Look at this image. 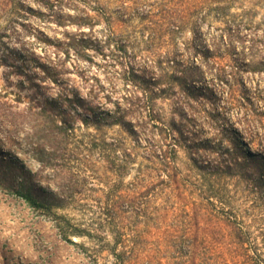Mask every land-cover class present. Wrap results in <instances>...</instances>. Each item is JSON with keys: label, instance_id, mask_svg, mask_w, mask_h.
Masks as SVG:
<instances>
[{"label": "rangeland", "instance_id": "obj_1", "mask_svg": "<svg viewBox=\"0 0 264 264\" xmlns=\"http://www.w3.org/2000/svg\"><path fill=\"white\" fill-rule=\"evenodd\" d=\"M98 1L109 11L118 35L135 42L137 65L153 66L157 57L166 55L181 61L178 69L204 90L201 105L192 114L194 126L180 135L151 124L139 128L137 123L146 120L139 114L126 116L124 122L98 115L85 120L84 114H79L68 117L74 126L64 131L49 117L33 113L29 105L36 97L55 98L70 86L78 87L77 98L57 99L47 107L66 106L71 112L85 104L111 108L126 91L117 82L111 99L103 102L108 83L98 67L101 58L97 55L92 56L87 85L76 72L85 64L73 53L64 59L63 75L58 77L61 85L49 78L40 81L42 71L37 62L50 65L55 52L35 40L36 31L50 39L59 37L61 31L53 22L35 17L36 11L48 12L43 1L19 0L21 7L12 10L8 0H0V264H189V252L194 250L199 257L205 248L215 263L234 256L239 262L251 259L264 264V197L243 188L228 190L219 198L224 207L214 200L215 206L207 205L195 218L190 208H178L181 201L201 200L189 193L198 173L188 158L186 145L192 141L221 140L230 145L229 140H242L263 155L243 169H264L261 127L252 119L246 120L237 104H228L222 87L212 78L216 65H206L200 53L224 24L212 16L201 21L198 7L203 0H180L178 4V0ZM124 4L131 15L118 24L119 13L124 17L127 12L119 9ZM135 5L137 14L130 9ZM150 5L166 9L167 18H174L171 21L180 26L175 34L161 23L146 27L149 20L157 21L163 13L154 10L157 15L140 17ZM228 10L236 23L241 21L239 26L247 38L254 37L258 49L263 50L264 0H233ZM62 12L73 13L67 6ZM105 25L103 20L95 25L97 38ZM219 49L223 50L222 44ZM216 61L222 66L228 63L227 56ZM94 79L102 88L100 96L91 100L87 91ZM241 80L248 91L264 83L256 72H243ZM161 106L168 117L167 102ZM96 117L102 119L97 121ZM173 136L180 141L171 163L180 185L188 189L180 199L162 190L160 180L167 172L152 161L153 152L147 145L152 141L158 152L163 142L167 148L171 146ZM19 187L32 190L44 204L30 207L13 193ZM166 189L170 191L171 186ZM189 229L194 237L188 238ZM19 231H23L24 241L22 249L16 251L11 247L12 234Z\"/></svg>", "mask_w": 264, "mask_h": 264}, {"label": "trees", "instance_id": "obj_2", "mask_svg": "<svg viewBox=\"0 0 264 264\" xmlns=\"http://www.w3.org/2000/svg\"><path fill=\"white\" fill-rule=\"evenodd\" d=\"M41 1L45 3L48 12L44 14L36 11L37 15L35 17H38L40 21L53 22L61 32L59 37L50 39L43 37L39 30H35L38 34L35 40L44 43L47 48H52L55 52L54 62L50 65L37 62L42 71L40 81L49 78L61 85L63 81L59 80L58 77L63 75L64 59L70 53H73L79 61H83L85 64L84 68L76 72L84 85H87L89 79L87 72L93 62L92 56L97 55L101 58L98 67L108 83V93L104 95L103 102L105 103V101L111 99L117 82L123 85L126 92L120 99L113 101L111 108L106 109L93 108L92 105L85 104L83 109H76L74 113L66 106L56 105L50 107L51 109L47 107V104L54 103L57 99L70 100L71 98H77L78 87L70 86L65 91L61 89L55 98L36 97L34 103L29 105V109L33 110V113L49 117L54 126L64 131L74 126L68 117L79 114H84L85 120H90L91 116L95 115L108 116L112 119L111 122L119 119L124 122L126 116L139 114L146 119L142 123H137L139 128H145L151 124L160 131H168L172 134L179 133L180 135L182 131H189L188 128L194 126L192 114L201 105L200 96L204 94V90H201L195 83L190 82L185 72L178 69L181 61L171 60L168 59V56L163 55L161 58L157 57L153 66L137 65L135 42L118 35L109 11L98 0ZM8 2L12 5V10L21 7L19 0H8ZM232 2L233 0H203L200 7H198V11L201 13V21L212 16L214 20L221 21L224 24L221 32L212 38L211 43L201 47L200 53L206 65H216L212 78L216 85L222 87L228 104H237L243 110V116L246 120L252 119L258 123L264 136V83L261 87L258 83L253 90L248 91L241 80L243 72H256L264 78V40H261L263 50H259L257 40L254 37L247 38V33H243L241 26H239L241 21L236 23L234 16L228 13ZM178 3H181L180 0L177 1ZM65 6L71 7L73 13L62 12ZM120 8L127 11V16L123 17L119 13L116 19L118 24L125 23L131 15L129 7H126V5H121ZM130 9L133 14H137L136 5ZM160 9L150 5L140 17L155 16L157 14L154 13V10L158 13ZM161 11L163 13L161 12L160 18L154 22L149 20L146 27L151 28L153 24L161 23V27L164 25L169 33L175 34L180 26L171 21V16L167 18L166 9L163 8ZM102 20L106 25L98 30L100 38H97L94 34L96 31L94 27ZM68 27L74 28V30H68ZM84 28H87V30ZM150 37L154 36L151 35ZM220 44L223 45L222 51L219 49ZM225 56H227V64L222 66L217 63L219 61H216V58H224ZM141 73L145 75L143 76ZM130 87L132 88L128 89ZM101 88L102 86L94 79L88 87L87 95L93 100L95 97L100 96ZM69 93L71 97H69ZM165 102L169 106L168 117L165 116L166 113H164L161 106ZM205 112L210 113L206 110ZM100 117H96L95 120L99 121L102 119ZM121 126L124 127L122 124ZM130 130L133 131L132 128ZM253 139L254 137L250 135L249 140L253 141ZM171 140V146L168 148L167 143H161L158 152V147H155L152 141H147V145L149 150L153 152V155H150V158H153L152 161H157L162 170L167 172L166 177L160 180L163 185L162 190L167 194L169 193V195L175 193L176 197L180 199L188 189L180 185V181L177 179L178 173L171 163V161H174L180 140L176 136L171 137ZM229 141L230 145H226L228 143L223 144L221 140H205L197 143L192 141V143L186 145L190 150L188 158L198 171L194 188L190 189L189 193L199 196L201 200L189 203L181 201L178 208L181 210L190 208L195 213L194 218L199 211L207 208V205L212 204L215 206L216 200L220 207H224L225 204L219 198L224 194L223 192L228 190L236 191L243 188L248 192L264 197V169L251 172L243 169V165L253 162L254 159L263 158L261 151H255L242 140L236 138ZM195 144L200 145V147L194 148ZM261 149L264 151L263 146H261ZM257 165L259 166V164ZM168 186H171V189L167 192L166 188ZM196 191L198 194L195 193ZM13 193L22 198L32 208L44 204L32 190L19 187L13 190ZM188 235V238L195 236L191 229H189ZM190 245L193 249L194 243L191 242ZM206 249L199 257L194 250H191L189 252V264H255L250 261L251 259L241 262L236 261L234 256L215 263ZM246 257L250 258L248 253H246Z\"/></svg>", "mask_w": 264, "mask_h": 264}, {"label": "crops", "instance_id": "obj_3", "mask_svg": "<svg viewBox=\"0 0 264 264\" xmlns=\"http://www.w3.org/2000/svg\"><path fill=\"white\" fill-rule=\"evenodd\" d=\"M48 226V224H47ZM23 234V231H19V232H16L13 235V245L11 246L13 249L16 248L15 250L16 251H19L22 249V244H23V241H24V237L22 236Z\"/></svg>", "mask_w": 264, "mask_h": 264}]
</instances>
